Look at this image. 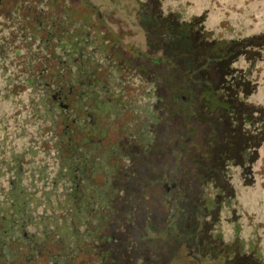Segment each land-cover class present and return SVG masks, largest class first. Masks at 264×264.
I'll return each instance as SVG.
<instances>
[{
  "label": "flooded vegetation",
  "instance_id": "af4514ba",
  "mask_svg": "<svg viewBox=\"0 0 264 264\" xmlns=\"http://www.w3.org/2000/svg\"><path fill=\"white\" fill-rule=\"evenodd\" d=\"M164 13L144 23L139 47L92 0H0V264H143L150 235L129 244L127 228L113 245L112 221L135 211L167 227L152 231L154 264H174L176 254L184 264H264L230 182L234 173L242 190L255 183L253 147L193 140L190 61L177 78V52L192 37L149 32L190 31L179 12ZM176 190L192 199L185 211ZM160 236L169 240L163 256Z\"/></svg>",
  "mask_w": 264,
  "mask_h": 264
},
{
  "label": "rangeland",
  "instance_id": "374dc122",
  "mask_svg": "<svg viewBox=\"0 0 264 264\" xmlns=\"http://www.w3.org/2000/svg\"><path fill=\"white\" fill-rule=\"evenodd\" d=\"M92 1L96 3L100 9L106 11L108 17H111L109 20L112 21V26L114 28L118 27L121 32V38L127 41L136 42L139 47H144V43L142 42L144 23L153 21L154 16H158L159 14V17L161 18L163 11L165 12L164 14H166V11L175 10L176 12H179L180 16H183V18L186 19L184 25H186L190 31L183 29L168 30L164 28H154L149 30V32L158 33L159 36L157 37L160 38L167 33H181L183 37H187L191 34L192 40L189 42L191 45L188 44L185 50L177 52L178 55L182 54L180 57L181 60H179L182 68L178 71V79L179 75L182 77L184 76V71L186 69L185 64L189 65V61L191 62L190 67L192 72L193 88L187 92H190L193 97V113L190 117L193 125L189 128V131L192 133L193 140L200 147L205 146V143L209 139L210 141H214V144L225 148L227 146V142H224L223 137L220 135V132L224 129L223 126L225 125L217 126L209 124V122L212 123L215 118H218L220 114L224 112L216 105L224 106L226 101L223 99L218 100L215 96L213 97L214 94H212L210 85H202L212 81L216 76V72H214L215 68H213L216 63L209 64L207 60L205 62L202 55H204V51H213L214 54L215 52L218 53L222 46H225L228 41L233 39L232 37L238 38L245 35L252 36L258 33H263L264 0H154L153 7H151V9L145 5L147 0ZM156 8L160 11H156ZM163 20L165 21V18ZM166 21L170 22V19H167ZM209 41L213 44H211V47L207 44ZM195 42L203 43V45H205L204 49L201 44H196ZM257 47L264 48V46ZM258 48L255 51L257 54H254L253 58H248L245 54H240L232 61V65L237 68L236 70H239L240 73L242 72L246 75L247 80L245 81L244 87L249 86L250 83L252 87L249 94H246L245 97L240 96L244 107L248 108V105L249 109L253 110V114H249V117L251 116L252 118V122L249 123V125L244 126L245 130L243 132L248 133L247 137H252L255 134V120L264 115V49L258 50ZM177 63L179 64V62ZM218 69L219 68L216 67L215 70L218 71ZM207 76H209V78ZM168 79L172 81V75L169 76ZM196 83L201 85L196 86ZM241 84L243 85L242 82ZM183 103L184 102H181L180 107L183 106ZM224 119L226 121L227 118ZM238 131L241 133V130ZM258 133H260V136L258 134V136L255 137L257 145L254 146L255 160L251 166L253 174L256 177L255 183L251 184V187L244 186V189L242 190L241 187H239V180L234 173L231 175L230 182L234 189L238 192V195L235 196L233 203L235 204L234 207L236 208L239 220L242 224V230L245 233H248L250 230L254 229L255 236L260 242L264 253V129L261 128ZM234 138H236L232 140L234 143L240 142L238 137ZM257 141H259L258 144ZM208 149L209 147H203L202 151ZM193 154L197 155L196 159L200 158L199 152L197 153L193 150ZM196 159L192 157V161L195 162ZM208 164L206 163V165ZM191 167V181L195 184L197 179L195 174L200 167L196 164H193ZM230 170L233 172L235 169L231 167ZM177 176L180 177L182 175L177 173ZM176 192L179 194L178 203L182 205L181 207L185 211L190 205V201H192V199L186 198V195H182L185 193L184 191L180 192L176 190ZM193 192L194 191L192 190V194ZM254 198H256V202H259L260 204L258 209L252 206ZM163 206L164 205H161L160 215H164V208L169 207L170 204L164 207ZM133 208L141 209V204L139 205L135 202ZM149 208L152 209L154 206H149ZM124 210L125 205L123 211L121 209L118 210L116 215L121 218ZM136 213H138V215L135 216V219H131V221L124 222V219H114L112 221V232L114 233V237H119V239L114 240L113 245L116 247L115 244L119 243L121 239L124 238V231L126 235V232L128 231L127 228L131 231L127 241L129 244L130 242H135L134 240L137 238H141V235H139L140 232L145 233L146 236L150 235V238L147 241L144 240V243H141L142 254L144 255L142 263L154 264L151 262L154 256L152 231H154V229L158 232L163 231V229H167V227L158 225L161 223L160 220L150 223L141 221V217L144 212L135 211L134 214ZM153 223L154 225H152ZM124 225L126 228H124ZM145 226L148 227V231H146ZM222 227L227 229L229 228L228 225L225 224H222ZM182 235L185 240L189 241L191 238V234H189L188 231L183 232ZM155 242H157V240ZM159 244L161 246V256H163L165 255L164 251L169 245V240L160 236ZM171 245L174 246L172 242ZM117 246L120 245L118 244ZM127 246V244L124 245V247ZM121 249H123V247L119 249V255L117 259L114 260L115 262L123 260V257L121 256ZM185 259L186 258L182 257L181 254H176L171 258L169 263L174 262V264H184ZM208 259H211V254L208 255ZM127 261L132 262L134 259L130 258L127 259ZM162 261L166 260L162 259Z\"/></svg>",
  "mask_w": 264,
  "mask_h": 264
},
{
  "label": "trees",
  "instance_id": "16d2710c",
  "mask_svg": "<svg viewBox=\"0 0 264 264\" xmlns=\"http://www.w3.org/2000/svg\"><path fill=\"white\" fill-rule=\"evenodd\" d=\"M195 43L201 44L204 49L205 45H203V43H197V42ZM207 44H209L211 47L212 43L208 42ZM257 46L260 47L264 46V32L248 37L247 36L241 37L240 39H232L225 46H222L221 50L219 51L220 53L215 52L214 54L213 51H209V52L204 51L203 53L204 55H202L205 62L207 60L209 64L216 63L217 66L214 65L213 68L215 69L216 67L219 68L218 71L214 69V72H216V76L214 77V79L202 85H207V86L210 85L212 94H214L213 97L215 96V98L218 100L223 99L226 101V104L224 106L216 105L219 106L220 109L223 110L224 112H222L218 118H215L212 123L209 122V124L217 125V126H223V125L227 126V127L223 126L224 129L220 132V135L221 137H223L224 142L225 141L227 142V146L224 148L225 150L235 151L238 149L242 150L247 147L249 148L253 147L251 148L253 152L250 154L251 156L249 157L251 159L255 158L254 146H257L255 137H257L258 134L260 136V133H258V131L261 128L264 129V115L261 118L255 120V124H256L255 134L252 137L250 136L247 137L248 133L243 132L245 130L244 126L249 125V123L252 122V118L251 116L249 117V114H253V110H250L248 105H247L248 108L244 107L241 97H245L246 94H249L252 90V87L250 85L251 83L249 84V86L244 87L245 81L247 80L246 75H244L242 72L240 73L239 70H236L237 68L232 65V61L235 58H237V56H239L240 54H245L246 57L253 58L254 54H257L255 52L256 49L258 48ZM262 49L264 48H258V50H262ZM207 77L209 78V76ZM241 82L243 83V85L241 84ZM199 85L201 84L196 83V86ZM256 111H261V110H256ZM224 118H227L226 121ZM238 130H241V133H239ZM234 137H238V139H240V142L234 143L232 141L233 139H236ZM228 143H230V145H228ZM258 143L259 141H257V144ZM209 148L211 149L213 148L214 150H216L213 145H211ZM212 152L211 155H214L212 154ZM196 156L197 155L193 154V157L195 159ZM210 158L212 160L213 156H210ZM235 160H237V162H241L242 161L241 154H235ZM219 165H222V163H220ZM213 174L215 176H218V173L215 174L214 172ZM145 229L146 231H148L147 226H145ZM142 233L143 232H140L139 235H141Z\"/></svg>",
  "mask_w": 264,
  "mask_h": 264
}]
</instances>
